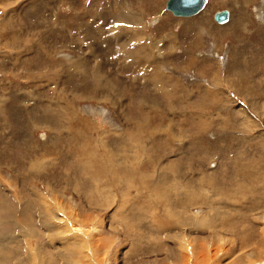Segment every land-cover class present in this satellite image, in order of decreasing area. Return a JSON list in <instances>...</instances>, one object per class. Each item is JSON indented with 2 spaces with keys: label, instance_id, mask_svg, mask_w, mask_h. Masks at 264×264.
Returning a JSON list of instances; mask_svg holds the SVG:
<instances>
[{
  "label": "rangeland",
  "instance_id": "1",
  "mask_svg": "<svg viewBox=\"0 0 264 264\" xmlns=\"http://www.w3.org/2000/svg\"><path fill=\"white\" fill-rule=\"evenodd\" d=\"M166 1L0 0V264H264V0Z\"/></svg>",
  "mask_w": 264,
  "mask_h": 264
},
{
  "label": "bare ground",
  "instance_id": "2",
  "mask_svg": "<svg viewBox=\"0 0 264 264\" xmlns=\"http://www.w3.org/2000/svg\"><path fill=\"white\" fill-rule=\"evenodd\" d=\"M142 1V0H141ZM207 2V1H206ZM242 2V1H241ZM206 4V3H205ZM204 8V7H203ZM202 8V9H203ZM201 9V10H202ZM206 9V8H205ZM247 11V10H246ZM208 11H202V12H200L197 16H193L194 18H191L190 20H188V23H189V25L192 23V22H196L197 23V19L198 18H200V17H202V16H204V15H208ZM177 16V15H176ZM209 16V15H208ZM213 16H214V14H213ZM233 17H234V15H233ZM236 17V16H235ZM229 18V20H230V18H231V15H230V17H228ZM208 19V18H207ZM214 19V18H213ZM238 19V18H237ZM74 21V20H73ZM216 22V21H215ZM233 22V20H231V23ZM97 23V22H96ZM184 23V22H183ZM185 23H187V22H185ZM225 23V22H224ZM126 24V23H125ZM167 24V23H166ZM217 24H218V22H217ZM219 24H223V23H219ZM218 24V25H219ZM230 24V23H229ZM234 24V23H233ZM237 24H238V22H237ZM244 25V24H243ZM203 27V26H202ZM123 28V27H122ZM204 29V28H203ZM129 31V30H128ZM244 31V30H243ZM138 32H140L139 30H138ZM136 30H134L133 31V33L135 34V38L136 37H141L142 35L140 34V33H138ZM88 36V35H87ZM237 36V35H236ZM166 38V37H165ZM124 39V38H123ZM94 40V39H93ZM127 40H128V42H127V44H126V46L127 47H129L130 49H131V51H132V54H134V51L133 50H135V48L138 50V51H140L141 52V54L143 55V56H145V57H150L151 59H149L150 61H148V64H146V62L144 63V62H141V63H144V64H146V65H143V64H141L140 62H136V58H138L139 56H136V55H132L130 58H129V62H130V65H128V68L129 67H132V68H134L135 66H138L139 67V65L142 67V70L143 71H145L146 73H147V75L148 74H150L151 72H156V69H157V67L160 65V61H156L155 60V57H154V59H153V56H152V51H153V49H156L157 50V48H158V44H155V43H158L159 42V40H158V38L156 39L155 38V40H154V42H152L151 40H148V38L147 37H143L142 38V43H139V42H137L136 40L135 41H133L132 40V38H130V36H127ZM94 42V41H93ZM126 43V42H125ZM4 44V43H3ZM124 44V43H123ZM199 44V43H198ZM149 47H151V49H149ZM162 48V47H161ZM165 48V47H164ZM162 50V49H161ZM166 50V49H165ZM159 52V51H158ZM164 53V52H163ZM91 55H97V56H100V55H98L96 52H91ZM140 55V54H139ZM159 56V55H158ZM124 58H125V55L124 56H122L121 57V59L122 60H124ZM144 58V57H143ZM146 59V58H145ZM70 61H71V59H69ZM159 63V64H158ZM85 64V63H84ZM126 64H127V62H126ZM161 66V65H160ZM81 67H84V65H83V63L81 64ZM99 68H100V66L99 67H97L96 68V70L98 71L99 70ZM104 70V69H103ZM159 70V69H158ZM105 71V70H104ZM141 71V70H140ZM102 72V71H101ZM100 72V73H101ZM107 71H105L104 72V74L106 73ZM154 74V73H153ZM107 75H109L108 73H107ZM94 77H96V76H98V75H95V73H94V75H93ZM110 76V75H109ZM105 77H108V76H105ZM104 83H106L107 85H110V87H111V85L113 86L114 84L112 83V82H108V79H105L104 80ZM164 84V83H163ZM162 84V85H163ZM117 84H115V86H116ZM122 86V85H121ZM117 87V88H116ZM115 88L114 87H112V89H114L116 92L117 91H123V89L125 90V88L126 87H119V86H116ZM128 92V91H127ZM2 113V112H1ZM164 127V126H163ZM97 158V157H96ZM17 196V195H16ZM19 202V201H18ZM190 223H194L195 225H198V224H203V225H207L208 224V221H203V219L202 218H196V219H194V220H192V221H190ZM251 223V222H250ZM177 225H179V223L177 222ZM206 227V226H205ZM182 229V228H181ZM71 240V239H70ZM77 241V240H76ZM75 240H71V241H67V243H65V245L66 246H68V247H71L72 249H74L75 248V245L76 244H79V242L77 241L76 242ZM15 242H17V238H16V241ZM202 242V241H201ZM204 242H206V241H204ZM73 244V245H72ZM182 244V243H181ZM200 244V243H199ZM204 244V243H203ZM203 246H205V245H203ZM199 247H201L200 245H199ZM38 248V247H37ZM198 248V247H197ZM33 249H35V248H33ZM201 249V248H200ZM199 250V249H198ZM37 254V253H36ZM78 256H80V255H78ZM203 257H205V256H203ZM1 260V259H0ZM200 260V259H199ZM35 264V263H34ZM195 264V263H194Z\"/></svg>",
  "mask_w": 264,
  "mask_h": 264
},
{
  "label": "crops",
  "instance_id": "3",
  "mask_svg": "<svg viewBox=\"0 0 264 264\" xmlns=\"http://www.w3.org/2000/svg\"><path fill=\"white\" fill-rule=\"evenodd\" d=\"M227 10L229 9L227 8ZM253 16L255 17V15ZM261 16H264V15L261 14ZM229 17H230V12H229ZM226 22H228V20ZM234 22L235 20L233 19L232 23ZM255 30H250L246 32H248V34H256L255 32L258 33L257 27H255ZM261 31L262 29L259 30L260 34H262ZM263 31H264V25H263ZM252 44L255 45L253 49L258 52L255 53L253 57L251 56V59H250L251 68L248 69L247 76L244 77L246 80L248 79V81L250 82V85H249L250 88L248 87L249 88L248 94H247L248 96H246L245 94H242V96L238 97V95L236 94V97L244 100L247 103L248 105L247 109L249 113H252L254 115L260 113L259 115H262L261 113H264V42L260 40L259 42H256V44L254 43ZM260 50L262 51V55H261ZM257 55H259V57H255ZM240 103L241 105H243L242 101H240ZM258 119L263 120V117L259 116Z\"/></svg>",
  "mask_w": 264,
  "mask_h": 264
},
{
  "label": "water",
  "instance_id": "4",
  "mask_svg": "<svg viewBox=\"0 0 264 264\" xmlns=\"http://www.w3.org/2000/svg\"><path fill=\"white\" fill-rule=\"evenodd\" d=\"M207 0H167L165 8L177 16H192L197 14L204 6ZM229 11L220 9L214 13V20L218 23H224L228 20Z\"/></svg>",
  "mask_w": 264,
  "mask_h": 264
}]
</instances>
